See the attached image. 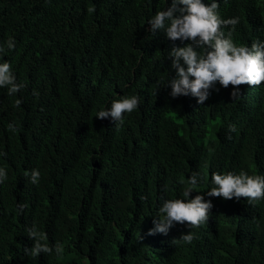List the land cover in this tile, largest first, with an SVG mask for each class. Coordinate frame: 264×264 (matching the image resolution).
Wrapping results in <instances>:
<instances>
[{"label": "trees", "instance_id": "obj_1", "mask_svg": "<svg viewBox=\"0 0 264 264\" xmlns=\"http://www.w3.org/2000/svg\"><path fill=\"white\" fill-rule=\"evenodd\" d=\"M215 2L222 19H239L238 46L264 41V0ZM171 4L0 0V63L24 85L13 96L0 88V264H264V199L207 196L212 173L264 176V83L239 86L233 98L217 82L203 105L171 97L169 53L192 42L153 35L148 23ZM133 95L139 107L122 126L95 118ZM33 169L35 185L25 176ZM193 173L200 179L189 199L211 200L209 220L149 236L159 207L185 199ZM33 226L50 247L64 246L62 256L25 255ZM189 232L190 244L172 243Z\"/></svg>", "mask_w": 264, "mask_h": 264}, {"label": "clouds", "instance_id": "obj_2", "mask_svg": "<svg viewBox=\"0 0 264 264\" xmlns=\"http://www.w3.org/2000/svg\"><path fill=\"white\" fill-rule=\"evenodd\" d=\"M218 8L219 4L215 0L210 5L203 0H172L171 7L166 11H157L149 20L153 35L158 30H163L170 41L192 42L184 47H173L169 53L172 58L171 67L176 72L175 78L167 85L171 88V97L191 96L203 105L209 99L210 90L217 82L225 89L231 85L234 89L231 93L233 98L240 96L239 86L258 87L264 83V41L257 40L251 47L238 46L233 40V32L239 19H222ZM87 11L93 13L95 9L90 7ZM229 26L231 28L226 35L222 29ZM6 47L8 50H14L15 41L9 39ZM3 51L4 47L0 46V52ZM23 87V84L17 83L11 65L8 62L0 63V88H6L8 95L13 96ZM21 104L22 100L15 101L16 107ZM138 107V96L123 97L114 100L107 110L99 111L95 118L99 120L111 118L115 126L120 127L124 124L125 114L130 115ZM7 127L9 131H16L14 124L10 123ZM230 131H235V127L233 126ZM25 176H30V182L35 185L39 183L41 174L38 169H33L30 173L25 172ZM199 179L198 173H193L188 178V185L183 191L185 199H170L163 202L156 214L158 219L153 220L154 228L148 232L149 236L157 233L166 236L175 224H187L190 229H194L209 220L213 208L211 200L205 201L202 195L189 199ZM6 180V169L0 167V184ZM211 182L214 187L207 191L208 197L224 200L243 198L250 205L264 199V176L261 175H248L243 170L239 174L212 173ZM18 207L22 212L26 205L20 204ZM27 233L34 244L30 249H24L25 255L36 257L41 253L51 255L55 252L57 256H62L64 253L62 244L57 243L50 247L45 242L47 234L37 230L35 226L28 228ZM193 239L194 234L189 232L172 243L182 241L190 244Z\"/></svg>", "mask_w": 264, "mask_h": 264}]
</instances>
